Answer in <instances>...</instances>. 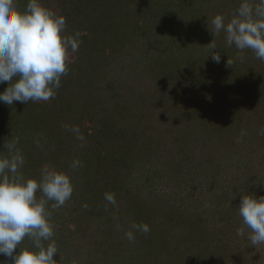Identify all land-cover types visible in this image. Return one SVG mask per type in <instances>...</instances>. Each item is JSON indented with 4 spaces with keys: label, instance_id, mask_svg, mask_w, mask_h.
I'll return each instance as SVG.
<instances>
[{
    "label": "rangeland",
    "instance_id": "obj_1",
    "mask_svg": "<svg viewBox=\"0 0 264 264\" xmlns=\"http://www.w3.org/2000/svg\"><path fill=\"white\" fill-rule=\"evenodd\" d=\"M41 2L79 48L54 98L0 102V155L15 144L25 179L70 177L71 198L47 206L58 264H264L237 235L241 196H264V61L209 30L241 0Z\"/></svg>",
    "mask_w": 264,
    "mask_h": 264
},
{
    "label": "clouds",
    "instance_id": "obj_2",
    "mask_svg": "<svg viewBox=\"0 0 264 264\" xmlns=\"http://www.w3.org/2000/svg\"><path fill=\"white\" fill-rule=\"evenodd\" d=\"M16 5L17 0H0V84L8 82L0 92V102L13 105L48 101L54 98L61 77L68 72L69 51H78L79 33L65 35L66 18L46 8L41 0H27L23 11ZM209 30L213 36L225 32L229 47L234 45L241 53L251 49L257 59L264 61V0H241L227 23L223 15L217 14ZM213 41L208 46L215 49ZM211 58L219 63L221 56L215 51ZM7 149V157L0 155V255L10 257L12 264H58L47 206L53 202L52 208H59L71 198L70 177L45 166L39 181L25 179L19 172L25 162L22 152L15 144H8ZM78 163L74 161L72 166ZM38 191L42 193L39 199ZM105 199L115 204L112 194L106 193ZM238 215L244 227L237 230V235L243 236L247 228L250 245H264V196H241ZM131 228L144 233L150 230L147 224L133 223ZM125 235L134 240L132 231ZM26 237L32 241L31 248L20 247Z\"/></svg>",
    "mask_w": 264,
    "mask_h": 264
}]
</instances>
